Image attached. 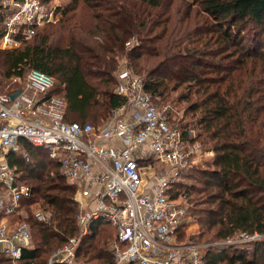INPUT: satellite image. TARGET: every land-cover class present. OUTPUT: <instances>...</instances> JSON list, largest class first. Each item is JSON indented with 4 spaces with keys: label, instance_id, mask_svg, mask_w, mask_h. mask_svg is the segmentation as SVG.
I'll return each instance as SVG.
<instances>
[{
    "label": "trees",
    "instance_id": "1",
    "mask_svg": "<svg viewBox=\"0 0 264 264\" xmlns=\"http://www.w3.org/2000/svg\"><path fill=\"white\" fill-rule=\"evenodd\" d=\"M122 58L144 77V89L156 103L172 108L169 103L187 102L185 114L195 118L178 124L184 131L198 127L194 138L214 150L208 168L188 169L194 184L179 182L172 191L185 196L203 235H262L249 248L211 246L204 264H264V0H70L56 22L38 26L14 49H0V85L43 70L54 79L50 93L67 102L66 120L100 126L126 102L116 92ZM19 144L7 158L32 196L11 217L32 226L22 263L47 264L51 252L78 232V186L68 182L47 148L25 138ZM38 209L51 212L49 223L38 219ZM92 227L79 258L115 264L117 228L102 220ZM0 264H9L1 253Z\"/></svg>",
    "mask_w": 264,
    "mask_h": 264
},
{
    "label": "built area",
    "instance_id": "2",
    "mask_svg": "<svg viewBox=\"0 0 264 264\" xmlns=\"http://www.w3.org/2000/svg\"><path fill=\"white\" fill-rule=\"evenodd\" d=\"M0 7V49L20 46L62 12L43 0H2ZM118 77L116 92L126 102L100 126L66 120V100L50 93L53 77L37 68L28 72L26 87L17 95L0 93V253L9 264H23V250L32 241L27 220H9L22 199L32 196V187L17 182L7 161L8 153L20 149V138L47 148L60 160L68 182L78 186L73 195L79 206L78 232L51 252L47 264H86L78 248L97 220L117 228L115 264H204L196 245L177 242L187 223V203L172 191L182 181V171L204 164L213 150L195 139L192 129L185 133L170 105L151 98L143 76L120 67ZM155 159L171 169L156 172ZM35 213L40 221H51L49 211ZM261 236L242 232L231 243L249 248Z\"/></svg>",
    "mask_w": 264,
    "mask_h": 264
},
{
    "label": "rangeland",
    "instance_id": "3",
    "mask_svg": "<svg viewBox=\"0 0 264 264\" xmlns=\"http://www.w3.org/2000/svg\"><path fill=\"white\" fill-rule=\"evenodd\" d=\"M69 1L70 0H51L50 2H48V4H49V6H51V5L60 6V10H61L63 8V6L68 4ZM59 17H60V15H59ZM127 63H128L127 59L122 58L120 63H119V67L131 68V67L127 66ZM140 76H142V75H140ZM0 78H2V77L0 76ZM25 87H26V83L24 80L20 81V83H18V84H9V85H3L2 84V85H0V93H8V94L15 96L20 91L24 90ZM184 90L185 89L182 88V89L174 92L173 96H175V97L180 96V94L182 92H184ZM174 103L175 104H173V103H169V104L173 105V107H172L173 113L172 114H173L174 120L177 123L180 122L181 119H182V122H184V121L192 122V120H194L195 117L191 113L185 114V108H186L187 102L181 101L179 103V101H175ZM158 104L164 105L165 102L162 101V102H159ZM166 105H168V104H166ZM191 129L194 131V133L196 135L199 133V130H200L198 127H192ZM209 149H211V148H209ZM213 154H214V150H213V153H210L209 157L213 156ZM7 161H8V158H7ZM206 163L207 162L205 160L204 164H199V165H201L204 168H208V164H206ZM153 164L156 167L155 168L156 172H167L166 170L171 169V167H169L166 163L162 162L159 159H155ZM188 171H189L188 169L182 171L183 177L181 179L182 180L181 182L185 186L187 184L192 185L195 183L194 180H191L187 177L186 174H188ZM178 195H180V194H178ZM178 195H175V196H178ZM186 203H188L187 200H186ZM189 204H190V202H189ZM187 206H188V204H187ZM186 221H187V223L183 227H181V230L178 233L177 242L180 244H184L186 246L196 245L197 250L199 251V254L202 255V257H203L204 252L207 248H209L211 246L221 247L224 243H231L233 240L238 239V237L241 234V233H238L231 240H216V239L210 240L209 238L206 237V235H203V230L201 229L199 222L197 221V219L193 215H191V213L188 212V210H187ZM116 233H115V237H116ZM248 245H251V244H248ZM111 250H112V247H111ZM112 252H113V250H112ZM219 264H227V262L222 261Z\"/></svg>",
    "mask_w": 264,
    "mask_h": 264
},
{
    "label": "crops",
    "instance_id": "4",
    "mask_svg": "<svg viewBox=\"0 0 264 264\" xmlns=\"http://www.w3.org/2000/svg\"><path fill=\"white\" fill-rule=\"evenodd\" d=\"M9 220H10L11 222H12V221L14 222V219H13L12 217H10Z\"/></svg>",
    "mask_w": 264,
    "mask_h": 264
}]
</instances>
